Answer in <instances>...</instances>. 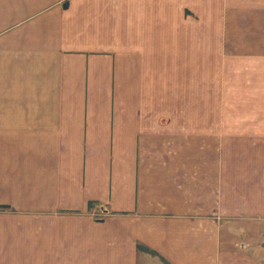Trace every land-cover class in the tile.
I'll return each instance as SVG.
<instances>
[{
    "label": "crops",
    "instance_id": "1",
    "mask_svg": "<svg viewBox=\"0 0 264 264\" xmlns=\"http://www.w3.org/2000/svg\"><path fill=\"white\" fill-rule=\"evenodd\" d=\"M261 79L264 0H0V264H264Z\"/></svg>",
    "mask_w": 264,
    "mask_h": 264
},
{
    "label": "rangeland",
    "instance_id": "2",
    "mask_svg": "<svg viewBox=\"0 0 264 264\" xmlns=\"http://www.w3.org/2000/svg\"><path fill=\"white\" fill-rule=\"evenodd\" d=\"M259 82H264L263 79L259 81H255L253 83H244L247 85V88H245L244 91H242V96L248 97L249 99H254L255 97L253 95L255 94H261L264 95V86L258 85ZM259 99L262 98V96L257 97ZM256 100V99H255ZM228 108H231L233 110H262L264 109V102H258V103H249V102H232L228 104Z\"/></svg>",
    "mask_w": 264,
    "mask_h": 264
}]
</instances>
